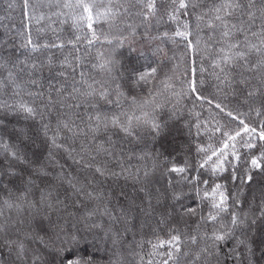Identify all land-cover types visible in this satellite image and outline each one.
<instances>
[{
  "label": "snow or ice",
  "instance_id": "6c2138e0",
  "mask_svg": "<svg viewBox=\"0 0 264 264\" xmlns=\"http://www.w3.org/2000/svg\"><path fill=\"white\" fill-rule=\"evenodd\" d=\"M20 10L16 45L5 40L0 51L3 264H96L69 259L70 248L89 236L121 245L115 225L137 211L168 228L147 264H223L220 245L230 239L229 259L264 264V239L254 261L249 233L259 227L264 237V0H22ZM33 22L41 25L35 39ZM208 68L224 100L232 96L246 113L203 95ZM189 97L216 110L186 124L200 141L195 158L178 164L160 162L159 152L137 154L142 133L165 134ZM134 157H151L152 167L141 174L125 163ZM67 159L79 166L75 175L60 162ZM120 177L139 185L138 197L121 190L113 205L99 181ZM245 186L250 211L241 214L233 209ZM198 211L196 227L182 231Z\"/></svg>",
  "mask_w": 264,
  "mask_h": 264
},
{
  "label": "trees",
  "instance_id": "16d2710c",
  "mask_svg": "<svg viewBox=\"0 0 264 264\" xmlns=\"http://www.w3.org/2000/svg\"><path fill=\"white\" fill-rule=\"evenodd\" d=\"M22 0H0V51H3V41L7 40L9 49L14 48L16 45V37L12 35L11 29L15 28L17 32L22 30V18H21V5ZM160 2V0H158ZM166 2V0H165ZM259 2V0H257ZM8 3H14L15 7L13 9H9L7 7ZM41 25L32 23V35L33 39L37 36V29L40 28ZM65 31L63 33V38L68 39L71 27L69 25L63 26ZM43 35V34H41ZM50 38V34H49ZM22 39V38H21ZM99 47V46H97ZM184 49L180 47L176 50V56L180 57L183 55ZM172 52L169 51L168 55L172 56ZM192 55L188 54L189 63L191 62ZM171 66V65H169ZM196 66L199 69L200 59L196 57ZM205 66L207 67V61H205ZM211 69L203 74V89L202 93L208 99L213 100V105L218 101H224V103L228 104L229 107H236L241 112H247V106L240 107L237 103V100L232 96H229L227 100H224V96L221 92H219L216 88V80L209 75ZM178 75L182 76V73H178ZM200 73L197 72V80L200 79ZM178 88V84H177ZM199 113L201 120L209 116V113L212 115H216V110L213 107H210L207 103L201 105L200 101L195 100L193 97L185 98L181 101L180 107L177 109L176 115L168 121L169 128L165 132V134L156 137L155 139L150 135L147 131L142 133L143 140L139 142V146L135 149L137 154L141 152L150 153L152 157L156 156L157 152L162 153L163 155L159 157V161L163 162L165 160L183 164L186 159H194L195 158V145L199 143V139L195 135V129H193V134L191 137L188 135V129L186 124L191 121L195 123V114ZM220 119V116L216 117ZM243 118V117H241ZM255 117L252 116L249 118L247 122L253 123ZM224 121L222 120L221 123ZM233 127L236 125L233 124ZM254 126L257 127V131H259V124L256 122ZM128 148H132L133 145L127 144V141L124 142ZM204 143H209L207 137L204 138ZM214 146L216 145L215 141L211 142ZM189 147H191L192 151L189 153ZM2 159V157H0ZM64 164V169L67 173L75 175L79 171V166L74 164L71 159H67V163L64 160L60 161ZM125 163L130 164L133 168L140 167L141 174H143V170L145 166L148 168L152 167L153 160L151 157L145 159H137L133 158L130 161L125 158ZM170 166V165H169ZM160 171H163V168L157 169V175ZM223 183V181H221ZM100 185L104 188L105 192L109 189L112 190L113 195L111 197V202L113 205L117 204L116 195L121 190L128 193L129 197H138L137 189L139 185L135 183L132 178H128L127 180L123 177L120 178H108L107 180L101 178L99 181ZM237 185H239V181H237ZM159 185H157L158 187ZM229 189L235 190L232 184L229 182ZM252 189L250 187L245 186L244 191L239 193V198L243 201L242 207L234 208L233 210L240 212L243 214L244 211H250L248 207V201L251 200ZM7 196L6 193H0V197ZM139 200L137 199V203ZM255 210V209H253ZM207 212V208L204 209ZM14 214V213H13ZM133 217H129L126 224L117 223L115 225L116 228L120 230V237L122 244L113 248L111 245V241L101 240H93L92 236L87 238V241H82L78 246L71 247L69 250L68 258H80L83 260L92 259L96 262V264H109V262L113 259H120L123 261V264H139V257L142 256L145 260V264L150 259L149 254L153 251L152 244H156L159 240H167L168 236V228L165 227L163 230L156 228L155 220H147L142 213L137 211L133 214ZM258 215V210H257ZM200 213L197 212L196 216L191 218H186L187 228L184 223L179 225V228L182 231H187L189 229H194L199 220ZM227 218V214H226ZM107 224V220H105ZM127 228V231L124 229ZM155 229V231H153ZM249 233L252 236V248L256 253L255 256L252 257L254 261L259 260V252H260V242L264 237L261 236V229L257 227V229L253 232L249 229ZM102 235V234H101ZM237 236L240 235L239 230L236 233ZM151 242V243H149ZM235 245V240L230 239L225 243L220 245L222 255L221 261L223 264H236V260L229 259L228 254L231 252ZM167 245H165V249ZM241 252H244V248L241 247L239 249ZM160 251H164V249H160ZM129 253H135L137 255H130ZM7 258V253L3 252L0 249V264H3L4 259ZM159 259V257H156Z\"/></svg>",
  "mask_w": 264,
  "mask_h": 264
}]
</instances>
